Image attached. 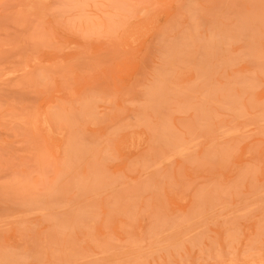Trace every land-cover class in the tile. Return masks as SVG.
Wrapping results in <instances>:
<instances>
[{"label":"rangeland","instance_id":"obj_1","mask_svg":"<svg viewBox=\"0 0 264 264\" xmlns=\"http://www.w3.org/2000/svg\"><path fill=\"white\" fill-rule=\"evenodd\" d=\"M0 264H264V0H0Z\"/></svg>","mask_w":264,"mask_h":264}]
</instances>
